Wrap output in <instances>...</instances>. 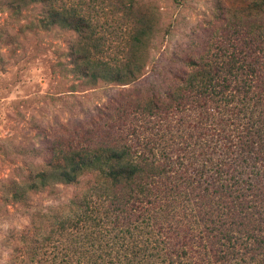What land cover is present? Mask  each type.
<instances>
[{
  "label": "trees",
  "instance_id": "1",
  "mask_svg": "<svg viewBox=\"0 0 264 264\" xmlns=\"http://www.w3.org/2000/svg\"><path fill=\"white\" fill-rule=\"evenodd\" d=\"M0 1L1 6L18 15L30 5H41L45 15L40 26L45 31L60 28L76 34L73 62L86 81L129 85L145 74L147 55L159 25L137 1ZM248 10L253 23H257L252 28L260 30L251 29L249 37L243 38L247 46L243 51H251L246 57L236 47L228 57L207 62L199 60L200 56L187 60L186 68L174 75L177 82L171 80V86L177 88L165 90L166 99L159 98L154 105L128 101L118 120L109 117L106 137L89 144L72 142L55 152L51 168L37 175L38 183L44 189L55 184L78 188L88 179L81 198L71 200L69 206L83 212L73 216L47 207L36 216L31 225L33 235L24 236L30 260L27 264L36 260L38 264H55L58 256L64 264L74 260L79 264L86 257L88 264H186V259L201 251L219 254L218 263L224 264L227 254L220 255L221 249L216 250L209 233L219 234L222 224L231 217L235 223L241 219L244 231L264 244V216L258 223L264 214V73L258 65V50L264 53V0H253ZM101 17L120 23L116 28L123 29L125 35L123 58L115 60L113 66L101 54L110 41L106 32L116 24L104 26ZM216 49L225 50L218 45ZM244 72L249 76L241 75ZM228 74L241 76L235 81L242 90L228 91ZM253 84L261 88L252 90ZM180 89H184L183 94H177ZM214 104L236 121L227 130L229 134H220V142L212 144L218 156L207 155L211 144L176 148L167 141L142 138L147 128L126 121L131 112L162 120L174 105L178 110L182 105L210 108ZM202 112L209 116L206 109ZM219 119L217 131L223 133L226 123L223 116ZM156 132H165L164 127L159 125ZM235 146L243 151L246 162L237 156L239 164L228 166L225 157ZM236 168L242 170L234 172ZM56 185L49 191L59 193ZM76 230L88 234L82 236ZM197 233L206 234V243L196 239ZM208 244L211 247L207 249ZM199 245L204 250H199ZM199 262L196 259L190 264Z\"/></svg>",
  "mask_w": 264,
  "mask_h": 264
},
{
  "label": "rangeland",
  "instance_id": "2",
  "mask_svg": "<svg viewBox=\"0 0 264 264\" xmlns=\"http://www.w3.org/2000/svg\"><path fill=\"white\" fill-rule=\"evenodd\" d=\"M134 1L152 14L159 25V32L152 40L145 74L129 85L90 83L80 76L72 57L78 36L60 28L45 31L40 26L45 15L41 5H30L20 15L0 5V264L30 262L28 242L24 236L33 235L31 225L34 218L47 207L73 216L83 212L76 206H71L72 209L69 206L71 200L81 198L88 187V179L78 188L55 184L56 189H60L59 193L58 190L49 191L55 185L44 189L38 183L37 175L51 168L50 162L57 150L72 142L89 144L106 137L104 131L109 117L113 115L118 120L117 115L122 113L128 101L131 104L144 102L154 105L159 98L162 101L166 99L168 92L165 90L177 88L171 86V80L177 82L174 75L186 68L187 60L200 56L199 60L207 62L228 57L236 47L243 52L241 56L246 57L251 51H243L247 48L243 38L249 37L251 29L260 30L252 28L257 23H253L248 15V6L253 0ZM101 18L100 24L104 26L114 23L110 18ZM114 24L115 28L112 26L106 32L110 41L101 54L103 60L112 66L115 60L123 58L125 36L123 29L116 28L120 23ZM216 45L225 50L219 51ZM258 53L261 54L258 65L264 73V53L259 50ZM241 75L249 76L247 72ZM227 78L228 91L243 89L235 81L241 78L240 75L228 74ZM262 84L264 87V82ZM253 86L252 90L261 88L257 84ZM183 92L184 89H180L177 94ZM226 103L223 100L222 104ZM203 109L209 114L207 118ZM170 110L169 116L162 117V120L158 116L149 118L146 114L136 113V116L135 112H131L126 121L147 128L142 138L167 141L176 148L211 144L207 155L214 156L219 153L212 144L220 142V134H229L227 130H231L236 122L216 104L210 108L182 105L178 110L174 105ZM221 116L226 123L223 133L217 131L219 127L216 125ZM159 125L164 127L165 132H156ZM180 151L186 152L183 149ZM242 152L235 146L228 154L230 156L225 157V164H239L237 156L246 162ZM233 157L236 158L235 163ZM240 170L236 168L234 172ZM245 188L251 189L248 184ZM262 216L263 213L258 223L262 221ZM240 221L237 219L235 223L231 217L222 224L219 234L218 231L210 232L214 246L216 250L221 249L220 255L227 254L224 264H260V260L264 259V244L249 236ZM77 232L82 236L88 234V231ZM205 235L197 233L196 239L206 243ZM209 247L210 244L207 249ZM198 248L203 249L200 245ZM217 258L219 254L207 255L201 251L193 253L191 259L185 262L190 264L199 259L201 262L198 264H219ZM37 261L33 264H38ZM86 261L88 257L79 264H88ZM55 262L64 264L60 256ZM73 262L76 263V260ZM73 262L68 264H75Z\"/></svg>",
  "mask_w": 264,
  "mask_h": 264
}]
</instances>
